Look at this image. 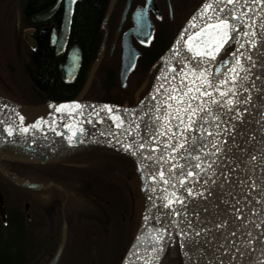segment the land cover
Listing matches in <instances>:
<instances>
[{"label": "water", "instance_id": "water-1", "mask_svg": "<svg viewBox=\"0 0 264 264\" xmlns=\"http://www.w3.org/2000/svg\"><path fill=\"white\" fill-rule=\"evenodd\" d=\"M208 4L213 7L205 13ZM224 19L233 26L229 33L240 29L256 88L263 76L264 3L201 0L160 56L148 89L134 105L82 100L80 94L38 104L0 99V142L35 133L79 130L108 139L113 144L99 143L121 149L134 160L150 203L119 264H159L173 240L183 264L190 253L207 264H217L207 243L223 231L235 233L251 248L255 261L264 264V169L211 135L187 99L181 79L186 58L198 48L204 50L217 31L210 26ZM14 32L18 33L17 22ZM124 51L131 52L123 47L122 74L132 61ZM75 54L73 69L79 59ZM216 57L207 77L212 75ZM0 172L20 186L37 187L3 167ZM62 227L58 251L64 240Z\"/></svg>", "mask_w": 264, "mask_h": 264}, {"label": "flooded vegetation", "instance_id": "flooded-vegetation-1", "mask_svg": "<svg viewBox=\"0 0 264 264\" xmlns=\"http://www.w3.org/2000/svg\"><path fill=\"white\" fill-rule=\"evenodd\" d=\"M8 1L0 0V13L6 16L8 5L19 10L13 21L18 23L14 41L23 46L19 54L25 58V71L29 60L37 58L39 89L69 94L79 89L77 96L82 100L131 106L145 94L160 56L201 0ZM126 46L131 52L124 54L132 61L122 74ZM75 52L79 59L73 69ZM11 54L0 49V59ZM42 65L50 67L47 77L40 70ZM63 138L72 141L60 139L63 144L59 146L0 142L15 149L0 151V167L23 178L14 169L16 160L9 158L23 157L33 161L23 162L21 171L33 170L39 178H23L37 185L27 188L0 172V264H119L133 239L136 220L128 206L132 199H110L109 191L122 192L117 184L97 189L95 194L86 192V185L74 184L69 176L85 174L90 166L99 165L59 161L67 151L95 142ZM58 166L76 171L58 172ZM63 224L64 240L58 251ZM170 248L169 244L159 264H183L177 244L173 252ZM168 253L172 259L166 257Z\"/></svg>", "mask_w": 264, "mask_h": 264}, {"label": "rangeland", "instance_id": "rangeland-1", "mask_svg": "<svg viewBox=\"0 0 264 264\" xmlns=\"http://www.w3.org/2000/svg\"><path fill=\"white\" fill-rule=\"evenodd\" d=\"M16 1L17 0H9L8 2L9 4H14V2ZM18 11L19 10L15 8L14 5H8V8L6 9L5 12L6 16H3L4 12L1 11L0 13V37H5V39H3V41L5 42L0 43L3 45V47L0 46V48L1 50L9 51L12 53L10 57L12 59L11 61L9 60V62L11 63L7 62L6 64L12 66V61H13L17 71L18 68L22 69L23 67L22 63L23 64L25 63V58L23 57V55H21V53L19 54V52L23 51V46L20 42L14 41V37H13V33H14L13 21L14 18H16V14L18 13ZM233 39H234L233 50L231 51V49L229 48L223 50L225 45L228 44ZM216 56L217 59L215 60L212 69V77L214 78L215 81L212 88L209 91L205 90V93H203L204 95H202V97L203 96L204 97L203 98L201 97L202 100L200 99V105L203 108L204 112L207 114L208 118L210 120L212 119V121L219 127L220 130H223L221 132L224 138L226 139V140L223 139V141L227 143V140L235 141L237 138L241 137L242 135L241 134L242 128L238 123V121L239 119H242L243 122L246 121L248 115L246 108V97H247V93L253 87V78L248 65V50L244 42L241 40L240 29H234L232 32L229 33V39L227 40L226 43H223V47L220 48ZM16 78L18 82H22L23 80L25 81L26 79V77L23 76L22 73L20 75H16ZM2 84H0V90L5 89ZM221 93H225V95H221ZM86 96L88 98L90 97L89 94H86L85 97ZM230 100L232 101L231 104H229ZM236 134L237 136H234V139H232L233 135ZM63 137L66 136L56 134L55 132L35 133L28 137L5 141V142H19L22 144H30L32 146H49V145L52 146L55 144L59 146L63 144L61 143V141H58L60 139L72 141L71 139H65ZM68 137L75 138L73 136H68ZM244 139H246V136ZM91 141L95 142L94 144H99V141L96 140H91ZM63 168H64L63 166H58L57 167L58 172ZM79 177H83V174L79 175ZM114 180L121 183L123 185V188L118 184L117 187L121 191L125 190L126 192L127 187H125V183H123L117 175ZM143 183H144V187L139 186L138 189L135 184V189L137 193V198L135 200H137L136 202L137 207H135V209L133 210L132 218H138V216L141 214V209L143 207L142 204L144 202L146 207L150 203L149 192L144 180ZM88 184H89L88 186L89 190L86 192H90L94 194L98 193L97 189L94 188L96 186L95 181L91 183L88 182ZM143 197H145L144 202L142 201ZM127 226L129 225L127 224L126 227Z\"/></svg>", "mask_w": 264, "mask_h": 264}, {"label": "bare ground", "instance_id": "bare-ground-1", "mask_svg": "<svg viewBox=\"0 0 264 264\" xmlns=\"http://www.w3.org/2000/svg\"><path fill=\"white\" fill-rule=\"evenodd\" d=\"M221 42L222 36L217 30L212 40L202 51H213V56L216 57L217 52H215L214 49ZM198 51H201V49L198 48L192 52L186 58L183 65L181 79L183 91L187 99L197 112V115L203 125L217 141L264 169V44L262 46L263 76L261 78V82L259 86L256 88L252 87V89L247 93L246 108L248 115L246 121L243 122L242 119H239L238 121L242 128V135L237 139L235 137V141L227 140V143L223 141V139H225L221 132L223 130H220L212 119L210 120L208 118L207 114L200 105V99L202 95H204L203 93H205V90L209 91L212 88L215 80L212 75L211 77H207L209 65L211 64L212 59H214L213 56H198L196 55ZM55 133L66 137L73 136L96 140L109 145L113 144L102 136L79 130L63 129L56 131ZM234 136H237V134L233 135L232 139H234ZM245 136L246 139H244ZM207 245L210 252L217 258V264H258L253 257L251 248H249L235 233L231 231L216 233L214 236L209 238ZM185 264L207 263L190 253L187 254L185 258Z\"/></svg>", "mask_w": 264, "mask_h": 264}, {"label": "trees", "instance_id": "trees-1", "mask_svg": "<svg viewBox=\"0 0 264 264\" xmlns=\"http://www.w3.org/2000/svg\"><path fill=\"white\" fill-rule=\"evenodd\" d=\"M233 44L234 39L231 40L228 44H226L223 50L229 48L232 51L234 46ZM0 46L2 47V44H0ZM11 59L12 58L0 59V84L3 83L2 85L5 88L0 90V99L19 104H38L46 102L48 100L73 99L77 96L79 89L71 92L70 94L58 93L53 90L39 89L37 87L38 83L36 80L39 71V64L37 58H32L31 60H29V62L26 64V71L24 70L23 63L22 69L18 68V71L16 70V66L14 65L13 61L12 66L6 64L7 62H9V60L11 61ZM40 70L42 71L43 76L46 75V77L50 73V67L48 65L40 66ZM21 73L23 74V76L26 77V79L25 81L23 80L22 82H18L16 75H20ZM13 150L15 149L9 145H0V151L12 152ZM65 154L66 155L63 156L64 158L59 160L60 162L72 161L77 163H95L96 165H99L97 167L90 166L86 170V173L83 174V177H79V175L77 174L69 176V179L72 180L74 184L81 185L83 183L88 187V182L91 183L95 181L96 186L94 188L96 189H100L102 187L108 188L110 185L114 187V184L119 183H114V179L117 175L121 179V181L125 183V187H127V190H129V194L127 195L125 190H122L123 193L117 191V193L115 194L114 190H112L108 192L111 195L109 196L110 199H112L114 196L118 201L122 202V200L126 201V198L130 197L133 202L130 205L128 204V206H131V210H134L135 207H137V200H135L137 198L135 184L137 186V189L139 186L144 187L143 177L134 160L125 151L121 149L107 147L101 144H90L83 146L80 145L78 149L67 151ZM28 161L32 162L33 160H24L18 162L13 161L12 163L15 165V171L20 174V176L28 180L38 181L39 178L35 176V171H27L26 169H23L21 171L20 166L23 164V162ZM63 169H69V171H76L75 168L71 167H64ZM134 177H136V179H133ZM57 181L61 182L59 181V179H57ZM119 185L123 188L122 184L119 183ZM145 209L146 206H144V208L141 210V214L138 216V218H135L136 222L134 225H132L131 232V236L133 237L142 220ZM107 211H110V209L107 208ZM122 211L124 212L126 210L122 209ZM124 215L126 216L125 212ZM175 246L176 243L173 240L170 249L174 251L173 248H175ZM171 256L172 255L170 253L166 254V257L168 259H172ZM176 260L178 262V257H176Z\"/></svg>", "mask_w": 264, "mask_h": 264}, {"label": "snow or ice", "instance_id": "snow-or-ice-1", "mask_svg": "<svg viewBox=\"0 0 264 264\" xmlns=\"http://www.w3.org/2000/svg\"><path fill=\"white\" fill-rule=\"evenodd\" d=\"M239 2H240V0H226V3H227V4H233V3H239ZM261 2L264 3V0H261ZM212 7H213L212 4H208V5H206V6H205V9H204L205 13H206L209 9H211ZM221 11H223V9H222ZM233 18H235V17H233ZM210 27H212V28H214V29H217V30L219 31V33L221 34V36H222V42L219 43V44L215 47V49H214L215 52H219L220 48L223 47V43H226L227 40L229 39V30H230V28H232L233 26H230L228 20H227V19H224V20H221L220 23H218V24H216V25H211ZM190 39H191V38H190ZM196 55H198V56H202V55L213 56V51H208V52L198 51V52L196 53ZM213 58H214V56H213ZM221 95H225V93H221ZM231 103H232V101L230 100V101H229V104H231ZM76 107H79V106L77 105ZM105 107H107V106H105ZM57 110L59 111L60 109H57ZM109 111H111V109H109ZM117 119H118V118H117ZM24 131H28V129H24ZM9 134H11V132H10ZM142 146H143V145H141V147H142ZM181 147H182V146H181ZM197 167H199V165H197ZM177 202H179V201H177ZM171 203H172V201H169V205H171Z\"/></svg>", "mask_w": 264, "mask_h": 264}]
</instances>
